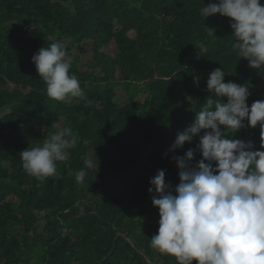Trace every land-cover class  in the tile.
Segmentation results:
<instances>
[{
	"label": "trees",
	"instance_id": "16d2710c",
	"mask_svg": "<svg viewBox=\"0 0 264 264\" xmlns=\"http://www.w3.org/2000/svg\"><path fill=\"white\" fill-rule=\"evenodd\" d=\"M216 2L0 0V264H176L149 247L159 227L150 179L164 170L174 189L180 170L172 156L191 148L193 166L202 159L203 130L169 149L206 98H216L206 86L214 69L248 86L249 107L264 101V71L240 59L231 18L200 15ZM56 42L91 103L46 95L31 58ZM244 124L230 137L264 150L259 124ZM65 126L78 136L69 159L43 182L29 176L19 153ZM85 159L95 166L85 168ZM82 168L88 175L77 183Z\"/></svg>",
	"mask_w": 264,
	"mask_h": 264
},
{
	"label": "clouds",
	"instance_id": "9594fccd",
	"mask_svg": "<svg viewBox=\"0 0 264 264\" xmlns=\"http://www.w3.org/2000/svg\"><path fill=\"white\" fill-rule=\"evenodd\" d=\"M217 13L231 18L233 47L240 59L264 71V5L260 0H218L200 10L205 20ZM37 28L34 22L29 30ZM31 60L50 99L68 103L80 98L91 103L77 76L70 74L71 62L61 43L40 47ZM225 75L222 67L209 74L207 90L216 98H206L194 122L177 134L169 149H182L203 130L196 145L202 159L193 166L191 148L183 156H172L180 170L174 189L165 182L164 170L150 179L148 191L159 209V227L149 247L174 257L176 264H193L194 260L197 264H264V150H253L251 141L230 137L245 127V120L252 128L259 124L264 149V101L249 107L248 86L225 82ZM77 142L70 127H60L42 143L19 153L22 167L43 182L56 176L57 163L69 159ZM84 165L95 166L91 159H85ZM87 175L82 168L75 172V181L84 183Z\"/></svg>",
	"mask_w": 264,
	"mask_h": 264
},
{
	"label": "rangeland",
	"instance_id": "374dc122",
	"mask_svg": "<svg viewBox=\"0 0 264 264\" xmlns=\"http://www.w3.org/2000/svg\"><path fill=\"white\" fill-rule=\"evenodd\" d=\"M114 50H112V52H113ZM75 52V51H74ZM111 52V53H112ZM90 55L91 54H88V57L90 58ZM139 80V78L138 77H135V81H138ZM115 91H116V94H117V99H118V102L120 103V104H123V103H126L127 101H128V99H129V95L128 94H126L125 93V91L121 88V87H116L115 88ZM143 96H144V93H140L139 94V99L140 100H142V98H143Z\"/></svg>",
	"mask_w": 264,
	"mask_h": 264
},
{
	"label": "water",
	"instance_id": "95a60500",
	"mask_svg": "<svg viewBox=\"0 0 264 264\" xmlns=\"http://www.w3.org/2000/svg\"><path fill=\"white\" fill-rule=\"evenodd\" d=\"M129 242L130 244L132 245V247L135 248V244L133 243V241L131 239H129L128 237H126L125 235H123Z\"/></svg>",
	"mask_w": 264,
	"mask_h": 264
}]
</instances>
